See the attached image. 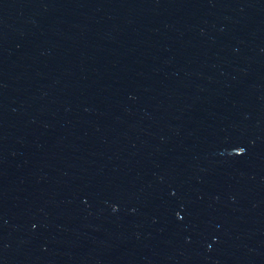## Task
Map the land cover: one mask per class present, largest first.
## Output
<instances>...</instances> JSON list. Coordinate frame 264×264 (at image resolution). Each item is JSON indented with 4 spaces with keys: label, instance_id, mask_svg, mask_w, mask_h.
I'll list each match as a JSON object with an SVG mask.
<instances>
[{
    "label": "water",
    "instance_id": "95a60500",
    "mask_svg": "<svg viewBox=\"0 0 264 264\" xmlns=\"http://www.w3.org/2000/svg\"><path fill=\"white\" fill-rule=\"evenodd\" d=\"M0 264H264V0H0Z\"/></svg>",
    "mask_w": 264,
    "mask_h": 264
}]
</instances>
